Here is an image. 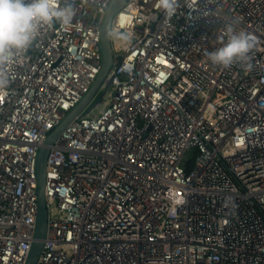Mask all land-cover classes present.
<instances>
[{
  "label": "built area",
  "instance_id": "2783aa9c",
  "mask_svg": "<svg viewBox=\"0 0 264 264\" xmlns=\"http://www.w3.org/2000/svg\"><path fill=\"white\" fill-rule=\"evenodd\" d=\"M110 2L71 0L70 26L0 64V264H25L36 156L99 72ZM117 22L131 44L110 40L109 85L47 154L36 264H264V0H178L171 19L128 0ZM229 23L251 68L208 60Z\"/></svg>",
  "mask_w": 264,
  "mask_h": 264
},
{
  "label": "clouds",
  "instance_id": "9594fccd",
  "mask_svg": "<svg viewBox=\"0 0 264 264\" xmlns=\"http://www.w3.org/2000/svg\"><path fill=\"white\" fill-rule=\"evenodd\" d=\"M164 15L171 19L178 11V0H157ZM76 16L71 0H0V64H7L13 53H23L29 49L42 26L58 23L61 27L70 26ZM107 37L116 48L131 44L133 35L122 30L119 22L107 32ZM220 46L207 53L213 65L230 67L234 63L244 64L250 59L255 46L254 37L245 30H236L226 24L218 37ZM8 83L7 73L0 72V87Z\"/></svg>",
  "mask_w": 264,
  "mask_h": 264
},
{
  "label": "water",
  "instance_id": "95a60500",
  "mask_svg": "<svg viewBox=\"0 0 264 264\" xmlns=\"http://www.w3.org/2000/svg\"><path fill=\"white\" fill-rule=\"evenodd\" d=\"M128 0H111L110 5L105 13L101 31H100V52H101V65L99 72L91 85L89 91L81 99V101L65 116V118L54 127L42 146L39 148L36 162H35V174H36V217L35 227L33 231V241L30 245V250L26 258L25 264H36L39 255L43 249L44 239L46 237L47 230V215L44 196V174L47 154L49 149L54 145L61 133L68 127V125L76 117H78L90 104L97 94L99 88L103 83L106 86L109 85V81L106 79L107 74L112 66V52L110 39L107 37L106 32L110 29L112 17L126 4Z\"/></svg>",
  "mask_w": 264,
  "mask_h": 264
},
{
  "label": "rangeland",
  "instance_id": "374dc122",
  "mask_svg": "<svg viewBox=\"0 0 264 264\" xmlns=\"http://www.w3.org/2000/svg\"><path fill=\"white\" fill-rule=\"evenodd\" d=\"M101 95H102V93H99V95L97 96L96 100L89 107H92L94 104L100 102L101 101Z\"/></svg>",
  "mask_w": 264,
  "mask_h": 264
}]
</instances>
